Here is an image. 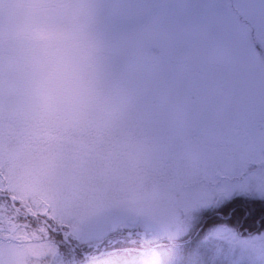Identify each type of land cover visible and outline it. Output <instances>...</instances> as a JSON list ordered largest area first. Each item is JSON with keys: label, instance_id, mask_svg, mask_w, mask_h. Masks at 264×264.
I'll return each mask as SVG.
<instances>
[{"label": "snow or ice", "instance_id": "obj_1", "mask_svg": "<svg viewBox=\"0 0 264 264\" xmlns=\"http://www.w3.org/2000/svg\"><path fill=\"white\" fill-rule=\"evenodd\" d=\"M142 6L146 31L130 49L117 39L110 61L127 131L106 167L114 195L92 193L61 222L37 214L53 245L42 257L50 264H65L67 245L103 246L120 231L180 236L198 213L238 193L264 199V0ZM205 239L256 252L264 264V235L243 240L217 225Z\"/></svg>", "mask_w": 264, "mask_h": 264}, {"label": "rangeland", "instance_id": "obj_2", "mask_svg": "<svg viewBox=\"0 0 264 264\" xmlns=\"http://www.w3.org/2000/svg\"><path fill=\"white\" fill-rule=\"evenodd\" d=\"M95 2L97 58L103 85L111 103L94 119L72 125L65 130L61 145L62 162L54 175L29 174L24 177H13L10 174L15 139L13 121L0 109V198H3L0 199V241H3L6 235L12 243L22 242L27 249L25 264H50L42 257L53 251V245L48 234L43 232V227L47 226L45 216H37L38 213L61 222V216L67 220L83 211L87 205V198L92 193L100 196L106 194L110 197L114 195L113 188L116 185L106 182V167L109 160L113 159L116 152L125 144L127 131L119 93L111 75V55L117 39L130 49L146 31L147 12L142 6V0H95ZM116 21H119V29L114 27ZM8 196L21 201V207L16 208L14 203L7 200ZM25 208L27 212L23 211ZM206 212L214 213L216 209L198 213L191 229L180 236H145L141 232L143 253L136 264H174L177 259L173 258L165 246L179 241L188 234L196 235L197 238L194 240V247L186 256V264H260V257L256 252L239 250L232 252L217 241L206 240L208 233L219 225L208 226L201 231V225L197 226V221L202 220ZM17 214L26 219L18 220ZM33 216L36 217L35 220L32 219ZM32 224L38 227L33 228ZM11 228L16 229L15 235L8 231ZM235 232L243 240L264 235L263 230ZM120 233L122 231L116 232L108 241L120 239L118 236ZM119 242L123 243L121 240ZM110 243L108 247L117 248ZM76 246L64 247L65 264H73L67 256L75 259L70 248ZM98 246L100 245H90L88 248L97 250L100 248ZM99 252L102 254L107 251L103 249L84 253L82 256L90 258ZM110 262L111 259L108 264Z\"/></svg>", "mask_w": 264, "mask_h": 264}, {"label": "clouds", "instance_id": "obj_3", "mask_svg": "<svg viewBox=\"0 0 264 264\" xmlns=\"http://www.w3.org/2000/svg\"><path fill=\"white\" fill-rule=\"evenodd\" d=\"M96 19L95 0H0V109L13 121V177L54 175L65 130L110 105ZM26 251L5 235L0 264H25Z\"/></svg>", "mask_w": 264, "mask_h": 264}, {"label": "trees", "instance_id": "obj_4", "mask_svg": "<svg viewBox=\"0 0 264 264\" xmlns=\"http://www.w3.org/2000/svg\"><path fill=\"white\" fill-rule=\"evenodd\" d=\"M198 223V224H197ZM197 226L201 225V231L205 230L208 226L216 224L227 225L232 230H240L242 232L250 231L255 232L259 230L264 231V199L257 196H249L242 193L236 194L230 200L225 201L223 207L216 209L214 213H205L202 220L197 221ZM116 234V233H114ZM120 239L107 240L102 246H98L97 250L91 248H80L76 246V251H72L75 256V264H136V261L142 255L141 246L143 239L141 232H126L118 234ZM59 239V237H57ZM197 236L188 234L182 237L179 241L166 245V250L170 251L174 256V264H186V256L194 247V240ZM121 240L123 243L119 242ZM111 242V243H110ZM108 243L115 245L117 248L113 251L102 253L97 257L87 258L83 257L84 253H92L99 250L112 249L108 247ZM170 253V254H171ZM188 264V263H187Z\"/></svg>", "mask_w": 264, "mask_h": 264}, {"label": "water", "instance_id": "obj_5", "mask_svg": "<svg viewBox=\"0 0 264 264\" xmlns=\"http://www.w3.org/2000/svg\"><path fill=\"white\" fill-rule=\"evenodd\" d=\"M98 254H100V253H98ZM98 254H97V255H98ZM97 255H94V256H97Z\"/></svg>", "mask_w": 264, "mask_h": 264}]
</instances>
